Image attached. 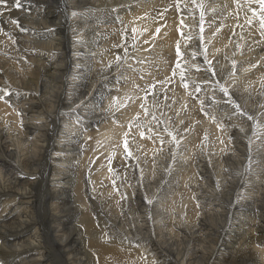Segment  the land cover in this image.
<instances>
[{"label":"bare ground","instance_id":"obj_1","mask_svg":"<svg viewBox=\"0 0 264 264\" xmlns=\"http://www.w3.org/2000/svg\"><path fill=\"white\" fill-rule=\"evenodd\" d=\"M210 1L224 8L229 2V0ZM174 2L179 3L177 4L179 7H183L184 10L180 11L185 14L188 11L193 13L194 9L203 5V0H0V264H264V226L255 228L256 225H251L249 217V212L253 208L264 209V194L260 192L264 188L260 183L264 180L262 174L258 175V180H254L255 182L248 187L249 178H253L249 177L246 180V175L249 174V171H246V174L235 181L237 185H232L233 187L227 192H222L221 187L209 188L211 186L208 185L211 196L217 199L215 202L225 207V211L220 207L223 211H215L206 206L209 203L202 202L205 192H200L198 186L196 188L198 174L195 171L190 176L192 182H189V186L187 181L179 183L180 178L175 182V175L180 170H172L170 175L173 176L172 182L174 181L176 185L174 182L167 184L168 187L173 185L167 190L162 186L161 177L165 172H170L171 164L168 161H166L167 165L162 167L165 170L163 174L160 169L152 171L151 167H148L145 154L137 153L135 155L138 161L137 167H134L137 170L134 176L136 179L133 178L134 174L132 176L126 174L128 171L122 165L130 160V156L122 152L123 148L119 147L120 129L115 125L125 120L131 122V115L140 112L136 111L135 104L147 103L151 108L154 105L151 98L142 96L143 92L152 88L151 84L147 87L129 86L135 80V70L141 69L139 73L141 74L146 69H155L159 72L154 70L151 72L156 73L154 76L159 78L161 72L170 67L173 47L177 44V48L186 46L183 44L184 40L176 39L175 42L176 35L172 30V23L175 25L181 20L175 12L176 5H174L176 9H173ZM188 2L191 4L189 5ZM237 3L239 4L238 1ZM255 4L264 9V0H247L243 3L247 10L252 9ZM209 6L212 8L214 5ZM11 8L13 11L9 12ZM240 8L244 10L243 7ZM164 10L168 12L162 14ZM262 10L261 13L264 15ZM230 12L228 10L226 13ZM198 13L200 14L199 11ZM201 15L203 17V13ZM252 17L250 16L246 26L251 24L254 19ZM211 20L214 22V19ZM256 20L259 21L258 18ZM229 22L233 23V21ZM163 24L167 26L163 27ZM222 26L225 27L215 29L217 32L218 29H224L219 34L221 38L218 44H222L223 36L231 31H236L240 36L243 34H240L243 26L242 28L236 27L235 24L232 27ZM181 27L175 28L178 29L179 36ZM201 27H203L202 32L204 24ZM247 35L246 37H251ZM118 36L120 43L123 42L121 36L128 38V42L131 39L137 44L136 49H139L141 54L143 51L144 53L148 51L149 46L152 45L151 61L134 54L137 61L143 62L144 65L137 63L131 69L117 62L116 65L110 66V59L101 61V53L105 54L108 50L115 51V47L120 44ZM203 38L206 40V37ZM242 40L244 39H241L240 43ZM111 42L114 43L112 46H110ZM216 45L215 43L210 45L208 50L212 52L216 49ZM227 46L230 50V46ZM185 57L192 56L188 53ZM242 59L244 61V58ZM110 67H113V73L108 70ZM111 84L114 86L112 89L108 87ZM126 88L127 90L123 92L122 90ZM138 90L141 91L134 95ZM116 93L121 96L118 97ZM153 94L155 93L152 92ZM108 96H116V99L102 105V101L105 102ZM154 109L158 113L159 108ZM125 111L131 114H125ZM191 111L193 112V109ZM116 115L121 119H116ZM112 116L116 122L119 121L115 125L109 123ZM97 125L101 126L98 131L104 142L109 141L107 138L119 140L115 143L116 151L107 152L104 156L106 160L103 161L96 159L100 151L92 147L91 140H89L91 147L83 141L87 135L84 139L79 137L81 133H87L93 128L92 126L97 127ZM127 135L129 136L128 133ZM124 136L122 135V140ZM76 140L83 142L79 143L80 146H76ZM141 140L139 142L142 146L143 140ZM215 140H218V137ZM81 146L83 147L80 149ZM141 146L139 143L137 147ZM87 147L93 155L89 157V161L87 158H81V153H84L83 150ZM152 148L155 149L154 146ZM250 148L248 147L249 150ZM144 150L146 152V147ZM154 151L152 152L156 153V150ZM134 153V150L130 152L133 156ZM100 163L105 164L101 168L105 171L99 177L93 172L92 166ZM113 163L120 167V176L128 177L127 186L126 182H117L114 178V172L111 170ZM238 163L243 167L245 160L240 159ZM190 170L189 168L188 171ZM158 172L160 173L157 174ZM184 172L186 174L187 171ZM153 173L157 177L156 180L153 178ZM96 183L100 185L95 186ZM107 187H113L115 193L110 190L105 196ZM165 190L169 197L171 196L170 199L166 196L167 193H164ZM190 190L196 192L197 198L191 201L184 199L187 205H183L181 209L182 199L175 195L187 198ZM245 191L247 194L243 197L247 199H239ZM260 232L263 237L257 239L256 234Z\"/></svg>","mask_w":264,"mask_h":264},{"label":"rangeland","instance_id":"obj_2","mask_svg":"<svg viewBox=\"0 0 264 264\" xmlns=\"http://www.w3.org/2000/svg\"><path fill=\"white\" fill-rule=\"evenodd\" d=\"M237 1L239 2V4L237 3ZM245 1H247V0H229V2H228L229 5L227 4V7L224 8V7H220L218 4H217V6H218L217 7L216 6V2L214 3V2H212L210 0H205V1L203 0V5L198 6V9H194L193 13H191L190 11L186 12V14L182 12L183 15L181 13V11L184 10L183 7H179L178 6L179 3L174 2L173 3V9L175 10L177 8V11H175V12H176V14L179 15V16L177 15V17L181 20L178 24L173 25V23H172V30H174L175 35H176L175 42H176V39L184 40L185 42H183V44H186V46H181V47L177 48L178 47V44H177L176 47L175 46L173 47V51H172L173 53L171 52L173 58L171 57V60L169 61L170 62V64H169L170 67L168 66L167 70L161 72L160 76H158L159 78L154 76V75H156V73H154L153 71L151 72V70L159 72V71H157L155 69H146V71L145 72H141V74H139L141 69H138V70L136 69L135 70L136 73L134 71L135 75L134 74L133 75L135 77V80L129 86L132 87V88H133V85L134 86L144 85L145 87H147V85L151 84L152 88L149 89L147 92H143L142 96L151 98L152 103L154 104L152 106V108L149 107V105L147 103H146L147 105L145 103L135 104L136 105V111L137 112L140 111V112L138 114L136 113V115H131V118H132L131 122H128V121L125 120L122 123H121V121H120V123H118L119 121L116 122L115 118L116 119L117 118L121 119V117H117V115L115 116V118L112 116V118H111V120L109 122V123H112V124L114 123L113 125L118 123V125H115V126L119 127V129H120L119 133H118L120 135V137H121V140H120L121 142L119 144V147L123 148L122 152H125V140H127V149H128V151L126 153L129 154L130 160L128 162H125L124 164H122V165L125 166V169L128 171V172H126V174L129 173L130 176H132L134 174L133 178L136 179L134 176L136 175L137 170L134 167H137V162L138 161H137V159L135 157V155H137V153H139L141 155L145 154L144 156L146 157L147 163L149 165L148 167L149 168L151 167L152 171H153V169L154 170L155 169H157V170L160 169L159 171H163V174H164L165 170L162 167H165L167 165L166 161H168V163L171 164L170 172L169 173L165 172V175H163L161 177V181H163L162 186L164 188H166L167 190L171 189L172 186H173V185H171L170 187H168V185H167V184L170 185V184H172L174 182V181L172 182L173 176L170 175L172 173L171 172L172 170H175V171L180 170V171H178L179 173L177 175H175V178H176L175 182L178 180V178H180L179 179V183H182L183 181H185V182L187 181L186 183L189 186H190L189 182H192V179H191L190 176H192L193 171H195V173L198 174V175H196V176H198V180L196 181L197 182L196 188L199 187L198 190L200 192H202V193L205 192L203 194L204 200L202 202L209 203V205L207 204L206 206H209L208 208H211V209H213L215 211H223V210L225 211V209H224L225 207H224L223 204H221L219 202H215V200H217V199L215 197L211 196V193L209 192L210 191L209 188L221 187L222 188L221 189L222 192L223 191L227 192V191L230 190V187H233V186L237 185L236 184L237 182H235V181H237L238 178L241 175L246 174L248 171H249L248 173L250 175L247 174L246 175L247 178H245V179L248 180L249 177L253 178V179L249 178L250 182H248V187H250V185H252V183L255 182L254 180H258V175L262 174L264 176V159H263L264 158V156H263L264 155V151H263L264 150V144H263L264 143V132H263L264 131V104H263V102H264V57H263V55H264V40H261V39H264V27L261 26L262 23H264V18H263L264 15L261 13V10H262L261 7H259L257 4H255V6H253L254 8L252 7V9H250V10L245 9L246 5H243V3ZM212 3H214V4H212ZM188 4L190 5L191 3L188 2ZM208 4L209 5L211 4L212 6L214 5L213 6L214 8L213 7L211 8ZM174 5H176V8H175ZM206 5H207V7H206ZM240 7H243L244 10H241ZM255 7H257V8H255ZM208 8H209V10H207ZM215 8H216V10H214ZM226 8L229 10V12L230 11L231 12L230 13H226V12H228V10ZM210 9H211V12H209ZM217 9H220V10L218 11ZM259 9H261V10H259ZM12 11H13V8H11L9 12H12ZM198 11L200 12V14L198 13ZM205 11L208 14H206ZM262 11L264 13V9ZM164 12L166 13V12H168V10H164L162 12V14H164ZM218 12H220V13H218ZM243 12H244V14H243ZM201 13H203V17L201 15ZM221 13H223V14H221ZM256 13H258L257 16H256ZM205 14H206V16H205ZM227 14H229V15H227ZM249 14H251V15H249ZM190 15L193 18H191ZM258 15L259 16L261 15V17H258ZM208 16L212 17V18L209 19ZM222 16L224 18H222ZM250 16L251 17L253 16L252 18H254L255 20H256V18H258L259 21L256 20V22H257L256 23L255 21H253L254 20L253 19L251 21V24L246 26L247 22L249 21ZM185 17H186V19H185ZM211 19H214L213 20L214 22H212ZM191 20L194 21V22H192ZM183 21H184V24H183ZM203 21H204V23H203ZM219 21H222V22H219ZM229 21H233V23H231ZM234 21H235V23H234ZM237 21H238V24H236ZM239 21H241L243 23L241 25H239V23H241ZM202 23L204 24V30H202V32H201V29H203V27H201L203 25ZM218 23H221V24H218ZM234 24H235L236 27L237 26H240L241 28H242V26L244 28L246 27L245 29L242 28V30H241L240 34H242V33L243 34L240 36L239 34L236 33V31L235 32L231 31V32L228 33V35H226L227 37L223 36L224 40H223L222 44H218L217 42H219V39L221 38V36H219V34L222 33V30H224V29H218V32H217V30L215 31V29L219 28V27L220 28L225 27V26L221 27V25H226V27L229 25L230 27H232V26H234ZM185 25H187V26H185ZM166 26H167V24L166 25L163 24V27H166ZM178 26L181 27V30L179 29L181 37L178 35L179 33L177 34L178 29L175 30V28L178 27ZM183 26H185V27H183ZM189 26H190V28H189ZM210 27H211V32H210ZM206 29H208V30H206ZM212 29H214V30H212ZM250 30H252V31H250ZM245 31H247L248 33L245 32ZM199 33H201V34H199ZM210 34L212 36H210ZM247 34H249L251 37H246ZM177 35L179 36V38L177 37ZM183 35H185L187 38L184 36L186 38L185 39L183 37ZM249 35H247V36H249ZM191 36H192V38H191ZM229 36L232 37V38L230 39ZM238 36H239V38H238ZM199 37H200V39H199ZM203 37H206V40ZM208 38H209V40H208ZM237 38H238V40H237ZM240 38L244 39L241 42L242 44L240 43V41H241ZM249 38H250V40H249ZM120 39H122L121 41H123V42H121V43L123 45L119 42V36H118V43H120V44L115 47V51L117 53L115 51L109 52V50L107 49L108 51L105 54L101 53L102 58H103V59L100 58L101 61H103V60L105 61V60L110 59L109 60V61H111L110 62L111 64L109 63L110 66H113L114 64L116 65V62H117L121 66H123V65L127 66V67L129 66L128 68H130V69H131V67L133 65L139 63V61H137V59L135 58L134 54L138 55L139 58H141V57L142 58H146V59L148 58V60L151 61V59H152V55L151 54L153 53V50L151 49L152 45L149 46L148 51L145 52L146 54L144 53V51L141 54V51L139 49H136L137 48V44L132 42L131 39H129V42L127 41L128 38H125L124 36H123V38L121 36ZM189 39L192 40L193 42L192 41L189 42L190 41ZM239 39H240V41H239ZM245 40H246L247 44L245 43ZM232 41L233 42L234 41H236V42L239 41L240 44L238 42L237 43L240 46H238V44L236 42H234L235 43L234 44ZM243 41H244L245 44L243 43ZM247 41H249V42H247ZM111 43H110V46H112L114 44V43H112V44ZM205 43H208V44H205ZM214 43H215V45L218 44V45H216L217 46L216 49H215L216 51L213 50L212 52H210L208 49H210V45L212 46V45H214ZM231 43H232V45H230ZM199 44H201V45H199ZM243 44L245 45V47L243 46ZM227 45L230 46V50H229V47ZM234 45H236L235 48L237 47L240 50L235 49ZM124 47H125V50H124ZM241 48H243V49L241 50ZM111 49L113 50V48H111ZM131 50H132V52H131ZM150 51H151V53H150ZM178 52H179V55H177ZM188 53L192 56L191 58H186L185 57V55L187 56ZM235 53L237 54V57L235 56L236 55ZM260 54H262L261 57H259ZM183 55H184V57H183ZM150 56H151V58H150ZM251 56L253 58H251ZM256 57H258V58H256ZM242 58H244V61H243ZM248 58H249V60H247ZM236 59H238V60H236ZM98 60H99V58H98ZM114 60H116V61H114ZM259 61H260V63H259ZM262 61H263V63H262ZM133 62H135V63H133ZM252 62L253 63L255 62V63L253 64ZM258 63L260 64V67H259ZM140 64L144 65L143 62H140L138 65H140ZM248 65L249 66L251 65L250 68H249ZM194 66H196V67H194ZM245 69H248V70H245ZM108 70H110L111 73L114 72L113 71L114 70L113 67H110ZM237 71L239 73H237ZM223 72H225V73H223ZM137 73H138V75H137ZM147 73H150V74H147ZM144 75H148L149 77L144 76ZM111 79H113V77ZM156 79H158L157 82H156ZM165 80H166V83H165ZM145 81H147V82H145ZM140 82H141V84H140ZM243 85H245V86H243ZM108 87L110 89H112L114 86L111 84V86L108 85ZM153 87H154V89H153ZM155 87H156V89H155ZM124 90L126 91L127 88L123 89L122 91L125 92ZM142 90H144V88ZM122 91H121V94L123 93ZM140 91L141 90L136 91L134 93V95L135 94L137 95V93H139ZM152 92H154L155 94L152 95ZM118 94L119 93H116L115 95H118ZM163 94H165V95H163ZM173 94H175V95H173ZM119 96H121V95H118V97ZM186 96H188V97H186ZM130 97H131V95H130ZM186 98H188L189 100L186 99ZM106 99L107 100H105V102L102 101V105H105L107 102H111V101L115 100L116 96L115 97L114 96H108V97H106ZM144 99H146V98H144ZM170 99H171V101H170ZM132 103H133V101H132ZM178 104L180 105V107H179ZM257 105H259V106H257ZM212 106L214 107V109H213ZM154 108H159L158 109L159 110L158 113H157V111H154L155 110ZM168 108H169V110L171 109L170 110L171 112L168 110ZM192 109H193V112L191 111ZM215 109H217V110L215 111ZM220 110H222V111H220ZM188 112H189V114H188ZM124 113L128 114V115L131 114V113L129 114V112H127V111H125ZM163 113L164 114L166 113V114L164 115ZM175 113H176V115H175ZM180 113H181V115H180ZM168 114H170V115H168ZM185 116L187 117L186 119L184 118ZM134 117H135V119H134ZM162 117H163V119H162ZM179 117L181 119H179ZM167 120H168V122H167ZM35 121H37V120H35ZM100 125H97V127L96 126H92L93 128L91 130H89L87 133H84V132L81 133V135L79 137L81 139H84V136L87 135V138L84 139L83 141L85 143L89 144V140H91L90 143H91L92 147H94L97 151H100L98 153L96 159L99 158V160L103 161V160H106V158L104 156L107 154V152L116 151L114 149L116 147L115 143L119 142V140H111L110 138H107L111 142H109V141L104 142L103 138L101 137V135H100V133L98 131V128L101 127ZM182 126L184 127V129H183ZM134 127H135V129H134ZM190 129H191V131H189ZM141 132L143 133V138L140 135ZM125 133L126 134L128 133L129 136L125 135ZM122 135H125L123 140H122ZM176 135H177V137H176ZM174 137H176V138H174ZM217 137H218V140H215V139H217ZM175 139H177V140H175ZM191 139H194V140H191ZM140 140L143 142L142 146H141V142H139ZM224 140H225V143H224ZM78 141L79 140L75 141L76 146H80L79 143L83 142V141H79V142ZM226 141H227L228 144L226 143ZM218 142H219V144H217ZM139 143H140L141 147H137V146H139ZM220 144H221V146L218 147ZM91 145L89 144V147H91ZM257 145H259V146H257ZM144 146L147 149L146 152L144 150L145 149ZM153 146L155 147V149L152 148ZM229 146H230V149H229ZM82 147L83 146H81L80 149ZM89 147L84 148V150H83L84 153H81V158H83V159L87 158V161L90 160V158H89L90 156H93L88 151ZM248 147L249 148L251 147L250 150L248 149ZM107 148H108V150H107ZM169 148H170V150H169ZM211 148L213 149V151H212ZM222 148L225 149V150L223 149L224 152H223ZM259 148H261V149H259ZM149 149H151V150H149ZM163 149H165V150H163ZM132 150L135 151L134 156L132 154H130V152L132 153ZM154 150H156V153H153V152H155ZM255 150H256V152H255ZM91 151H93V149ZM164 151H166V152H164ZM150 152H152V153H150ZM261 152H263V153H261ZM248 153L250 155H248ZM251 153H252V156H251ZM255 153H256V156H255ZM163 155H165V156H163ZM260 155L262 156V159H261ZM208 156H209V158H208ZM173 157H174V160H173ZM258 157H260V158H258ZM256 158H258V159H256ZM240 159L242 161L245 160V165L247 167L245 165H243V167H242V165L238 163V160H240ZM248 159H249V163H248ZM170 160H171V162H170ZM223 160H224V162H223ZM230 160H231V162H230ZM258 160H260V162ZM87 161H86V163H87ZM182 161H184V162H182ZM218 161H220V162L218 163ZM178 163L181 164V166H179ZM253 163H254V165L252 166ZM104 165L105 164H101L100 163L97 166H92L94 168L93 172L95 173L96 176L100 177V175L105 171V169H101ZM205 166H206V168H205ZM259 166H260V168H259ZM143 167L144 166H142V169H143ZM119 168L120 167L116 166V164L113 163L111 170L114 172V174H113L114 178L116 179L117 182L118 181H122V182L125 183L128 180V177L120 176L119 173H121L120 172L121 169H119ZM189 168L192 170V172H191V170H190V172L188 171ZM242 169H243V171H242ZM184 171H187L186 174L189 173V174H187V176H188L187 180H186L187 176H185L186 174H185ZM159 173L160 172H158L157 174H159ZM199 173H201V174H199ZM207 173H208V176H207ZM214 174H216V175H214ZM230 174H232V175H230ZM117 175H119V177H117ZM154 175L155 174L153 173V176ZM226 177L231 179V180H228ZM153 178H154V180L157 179L156 176H154ZM224 178H226L228 182ZM262 178H264V177H262ZM221 179L224 182H222ZM259 179L261 180V178H259ZM216 181H217V183H216ZM260 183L262 185H264V180L261 181ZM96 184H95V186H99L100 185V184H97V185ZM128 184L129 183L126 182V186ZM222 184H223V186H222ZM226 184H228V185H226ZM175 185H176V183H175ZM180 185H182V184H179V186ZM208 185L211 186V187H209ZM218 185H220V186H218ZM226 186H227V188H226ZM122 187H123V185H122ZM247 189L248 188L246 187V191H247ZM110 190L115 193V190L113 189V187L112 188H108L107 187V189H105V193H104L105 196L109 193ZM167 190L164 191L165 194L167 193ZM246 191L244 192L245 194L244 193L241 194L239 199L240 198L242 200L243 199H247L246 197H243V195L247 194ZM260 192L264 194V188L261 189ZM161 193H163V192H161ZM190 193H192L193 195L190 194ZM166 196L169 197V194L167 193ZM175 197H178V198L182 199L181 200L182 204L180 203L181 204V209H182L183 205H187L186 204V200L188 199L187 201H191L192 199H196L197 198V194H196V192L194 193L193 190H190V191H188V197L187 198H182L181 196H178V194H176ZM170 198H171V196L169 197V199ZM184 199H186V200H184ZM210 201L211 202L213 201V202L211 203ZM219 207L222 208L223 210H221ZM166 210L167 209H165V211ZM249 215H250L249 217L251 219V221H250L251 225L252 224L256 225L255 228L256 227L262 228L264 226V209L256 210V209L253 208V210H251V212H249ZM121 216L123 217V215H121ZM250 228L252 229L253 226H251ZM256 237H257V239H262V237H263L262 236V232L257 233Z\"/></svg>","mask_w":264,"mask_h":264},{"label":"snow or ice","instance_id":"obj_3","mask_svg":"<svg viewBox=\"0 0 264 264\" xmlns=\"http://www.w3.org/2000/svg\"><path fill=\"white\" fill-rule=\"evenodd\" d=\"M261 26L264 27V23H262ZM157 32H159V29H157ZM177 55H179V52L177 53ZM125 135H127V134H125ZM140 135L143 138V133L142 132L140 133ZM127 151H128V149H127V140H125V152H127Z\"/></svg>","mask_w":264,"mask_h":264}]
</instances>
